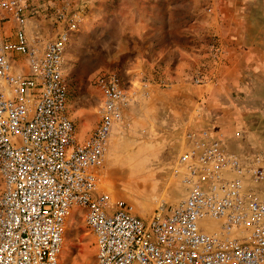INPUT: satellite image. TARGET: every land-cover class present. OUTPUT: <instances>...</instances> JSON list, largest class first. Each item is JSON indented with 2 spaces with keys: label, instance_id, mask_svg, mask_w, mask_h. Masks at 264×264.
Listing matches in <instances>:
<instances>
[{
  "label": "built area",
  "instance_id": "obj_1",
  "mask_svg": "<svg viewBox=\"0 0 264 264\" xmlns=\"http://www.w3.org/2000/svg\"><path fill=\"white\" fill-rule=\"evenodd\" d=\"M89 4L53 2L48 37L31 24V0H0V264H58L72 207L85 209L91 264H264V139L234 152L213 128L185 130L173 166L183 197L149 216L101 188L109 138L129 99L117 72L95 75L98 123L76 136L64 52ZM209 47L216 56L217 44Z\"/></svg>",
  "mask_w": 264,
  "mask_h": 264
},
{
  "label": "rangeland",
  "instance_id": "obj_2",
  "mask_svg": "<svg viewBox=\"0 0 264 264\" xmlns=\"http://www.w3.org/2000/svg\"><path fill=\"white\" fill-rule=\"evenodd\" d=\"M55 1L31 0L36 8L31 24L48 37L54 33ZM238 1L90 0L87 19L71 34L64 52L67 113L76 136L85 138L95 128L88 129V123L96 126L99 119L94 76L112 70L122 77L129 100L109 138L101 188L132 203L142 216H149L160 202L174 204L183 197L173 166L185 130L213 128L234 152L252 151L264 139V46L259 56L245 57L244 68L240 60L231 63L207 49L215 13L219 18L224 7L231 19ZM151 38L160 48L178 42L192 52L191 58L186 52L170 53L164 66L147 65L146 41ZM196 75L203 78L199 84ZM225 79L230 87L223 85ZM84 108L90 110L81 125ZM84 213V208H70L58 264L93 262L95 242Z\"/></svg>",
  "mask_w": 264,
  "mask_h": 264
},
{
  "label": "crops",
  "instance_id": "obj_3",
  "mask_svg": "<svg viewBox=\"0 0 264 264\" xmlns=\"http://www.w3.org/2000/svg\"><path fill=\"white\" fill-rule=\"evenodd\" d=\"M261 6H264V1L262 0H239L238 6L232 9L234 14L231 19L225 13L224 7L219 9V18H217L218 14L215 13L216 18L213 17L210 21L209 25L211 27L208 30H210L209 36L211 37L209 42H215L219 50L216 54L217 58L226 57L231 63L240 60L244 68L246 56L247 58L250 54L259 56L264 46V14L260 12ZM157 41V39L154 40L152 38L146 41L148 44L146 45L147 53L144 58L145 64L158 63V65L164 66L167 63L165 56L169 57L170 53L174 55L177 52L178 55L179 53L181 55L182 52H186L188 58H191L192 52L189 49L186 50L187 48L182 44L177 42L171 47L160 48ZM207 49L210 51L209 45H207ZM210 54L214 56L212 51H210ZM186 62L190 61L187 60ZM223 85L231 86L226 79ZM89 110L88 108L80 110V117L83 118L80 120L81 125L86 123L84 114ZM80 127L83 128L82 130L86 129L84 126ZM94 127L95 124L93 126V124L88 123V129H93Z\"/></svg>",
  "mask_w": 264,
  "mask_h": 264
},
{
  "label": "bare ground",
  "instance_id": "obj_4",
  "mask_svg": "<svg viewBox=\"0 0 264 264\" xmlns=\"http://www.w3.org/2000/svg\"><path fill=\"white\" fill-rule=\"evenodd\" d=\"M64 229H65V226H64ZM63 242V241H62Z\"/></svg>",
  "mask_w": 264,
  "mask_h": 264
}]
</instances>
